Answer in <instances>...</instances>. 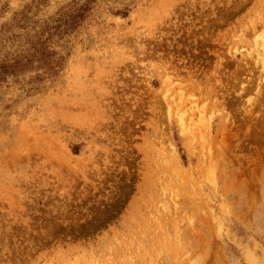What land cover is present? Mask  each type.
Listing matches in <instances>:
<instances>
[{"label":"rangeland","instance_id":"rangeland-1","mask_svg":"<svg viewBox=\"0 0 264 264\" xmlns=\"http://www.w3.org/2000/svg\"><path fill=\"white\" fill-rule=\"evenodd\" d=\"M261 48L264 0H0V264H264Z\"/></svg>","mask_w":264,"mask_h":264},{"label":"bare ground","instance_id":"bare-ground-1","mask_svg":"<svg viewBox=\"0 0 264 264\" xmlns=\"http://www.w3.org/2000/svg\"><path fill=\"white\" fill-rule=\"evenodd\" d=\"M262 34V33H261ZM262 37V36H261ZM262 39V38H261ZM257 41V40H256ZM260 41H262V40H260ZM259 41V42H260ZM260 43H262V42H260ZM259 45V44H258ZM254 49V48H253ZM262 49V48H261ZM261 51H264L263 49L261 50ZM258 55V54H257ZM256 56V55H255ZM263 56V55H262ZM259 60V59H258ZM263 64V63H262ZM264 66V65H263ZM263 85V84H262Z\"/></svg>","mask_w":264,"mask_h":264}]
</instances>
